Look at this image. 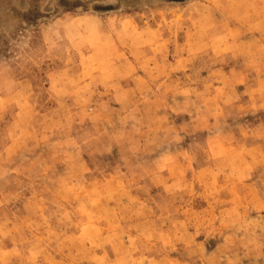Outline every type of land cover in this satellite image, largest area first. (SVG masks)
<instances>
[{
  "label": "rangeland",
  "instance_id": "374dc122",
  "mask_svg": "<svg viewBox=\"0 0 264 264\" xmlns=\"http://www.w3.org/2000/svg\"><path fill=\"white\" fill-rule=\"evenodd\" d=\"M0 264H264V0H0Z\"/></svg>",
  "mask_w": 264,
  "mask_h": 264
}]
</instances>
